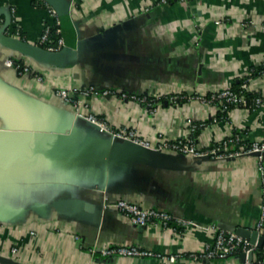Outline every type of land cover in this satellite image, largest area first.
<instances>
[{"label": "crops", "instance_id": "1", "mask_svg": "<svg viewBox=\"0 0 264 264\" xmlns=\"http://www.w3.org/2000/svg\"><path fill=\"white\" fill-rule=\"evenodd\" d=\"M47 3L58 11L66 41L55 53L39 44L53 22ZM7 58L42 80L19 74ZM263 63L264 0H0V131L75 129L70 148L47 139L28 147L20 136L0 135V264H242L241 255L192 258L211 232L177 223L138 227L107 206L123 198L227 231L254 229L264 204V161L262 171L251 154L197 159L112 148L110 136L75 118L56 90L94 86L100 93L83 112L134 128L152 144L162 133L207 148L235 131L250 143L264 140V106L221 116L197 97L177 105L161 98L232 88L250 73V86L263 90ZM11 139L18 148L5 155L1 147ZM120 245L165 258L102 253Z\"/></svg>", "mask_w": 264, "mask_h": 264}, {"label": "built area", "instance_id": "2", "mask_svg": "<svg viewBox=\"0 0 264 264\" xmlns=\"http://www.w3.org/2000/svg\"><path fill=\"white\" fill-rule=\"evenodd\" d=\"M172 0H158L160 5L167 4ZM47 10L53 18L52 24H48L39 40V44L44 46L48 51L58 52L66 45L63 36V29L58 11L50 4L46 5ZM13 12L15 9L12 10ZM55 29L57 39H52V32ZM20 36V30L17 28L14 33ZM6 64L13 67L21 75H34L37 80H42L39 74L34 73L32 67L26 64H16L13 58H7ZM264 76V63L262 70L259 73ZM253 73H250L243 79L239 90L232 88H224L218 91H212L207 94H178L171 97H165V100L171 101L174 104H180L185 98L197 97L205 105L214 106L218 112L229 113L234 107H245L248 109H257L264 106V89L254 90L250 86ZM100 92L91 85L75 86L71 88H58L56 95L64 103L70 104L74 108L75 118L82 119L86 122L94 123L98 126V130L106 133L112 140L117 141H132L146 149L152 151H169L175 154L190 155L197 159L213 158V159H226L235 158L254 152L260 153L257 158L259 160L260 169L263 171L264 161V140L252 141L245 143L243 136L239 132H233L227 138L210 145L207 148L200 147L194 138H185L178 140H171L164 134H159V141L157 144H152L147 138L143 137L136 129L128 127L114 128L104 118L90 112H83V108L87 105L89 97ZM106 91L104 92V94ZM248 94H252L249 96ZM127 97V94H123ZM133 98L138 96L132 95ZM143 98L144 101L147 97ZM217 120V118H214ZM192 130H197V125L190 123ZM107 207L115 209L124 215L131 224L143 227L148 224H155L163 228H168L173 223H177V228H195L198 230H205L213 234V239L207 242L203 249L198 252L191 253L193 259H224L232 255L246 254V260L242 264H264V259H257L259 247L257 242L253 243L249 239L238 235L235 231H227L215 224L202 225L195 221L185 220L182 218L174 217L171 213L157 208H144L136 202H132L123 198L117 199L115 202L109 204ZM254 230L258 231L259 236H264V204L261 207L260 217ZM33 233V232H32ZM18 251L17 247L12 248V252ZM105 255H120V256H143V257H157L164 259L165 256L161 253H156L152 250L143 249L139 246L133 245H120L111 246L102 250ZM253 253L252 260H249V254ZM170 261H176L177 255H170Z\"/></svg>", "mask_w": 264, "mask_h": 264}, {"label": "water", "instance_id": "3", "mask_svg": "<svg viewBox=\"0 0 264 264\" xmlns=\"http://www.w3.org/2000/svg\"><path fill=\"white\" fill-rule=\"evenodd\" d=\"M68 13H69V11H68ZM46 51H48V50H46ZM48 52H52V51H48ZM52 53H55V52H52ZM87 124L98 129V126L94 123L87 122ZM74 133H75V129L73 127H71L70 131H68V132L41 130V129L0 131V135L8 134L11 137L20 136V137L24 138L25 144L28 147L32 146L34 143L39 146L42 143V139H47V141H57V140L63 141V146L66 148H70V147H73V145H74ZM32 138H34V141L32 140ZM111 145H112V148L122 147V146L126 145V146H128L130 148H134V149L152 151V150L146 149V148H144V147H142V146H140V145H138L132 141H129V140L117 141V140L111 139ZM1 148L4 149V154L8 155V153L13 152L15 149L18 148V141L16 139H11V140L6 142L5 147H1ZM259 154L260 153H258V152L251 153V155H253V156H258ZM61 203L62 202H59V205ZM1 212H2V210H0V213ZM231 231H235L238 235L249 239L253 243L257 242L259 248L264 247V236H259L258 231L254 230V229H249L247 227L241 226V227H238L237 229H235V230L233 229ZM252 258H253V253H250L249 254V260H252ZM241 259H242V261L246 260V254L245 253L241 254ZM6 261L9 264H20L18 262H15L12 259H9Z\"/></svg>", "mask_w": 264, "mask_h": 264}, {"label": "trees", "instance_id": "4", "mask_svg": "<svg viewBox=\"0 0 264 264\" xmlns=\"http://www.w3.org/2000/svg\"><path fill=\"white\" fill-rule=\"evenodd\" d=\"M51 35H52V39H54V40L57 39V34H56V32H55V29L53 30V32H52ZM42 47L44 48V46H42ZM14 61H15L16 64H21V65L24 64V63L20 62V61L17 60V59H14ZM261 70H262V65H261V67H259V68L257 69V73H260ZM242 82H243V79L241 80L240 83L234 85V86L232 87V89H234V90H239V88H240ZM248 95L251 96L252 94H248ZM161 99L164 100L165 98L162 97ZM219 113H220L221 116L226 115V113H222V112H219ZM235 132H238V131H235ZM244 142H245V141H244ZM245 143H246V142H245ZM238 255H240V254L238 253ZM257 259H260V260H261V259H264V247H262V248L259 249V252H258V254H257Z\"/></svg>", "mask_w": 264, "mask_h": 264}]
</instances>
